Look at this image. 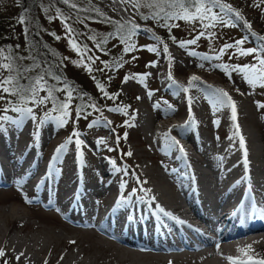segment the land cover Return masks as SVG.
I'll use <instances>...</instances> for the list:
<instances>
[{
  "label": "rangeland",
  "instance_id": "374dc122",
  "mask_svg": "<svg viewBox=\"0 0 264 264\" xmlns=\"http://www.w3.org/2000/svg\"><path fill=\"white\" fill-rule=\"evenodd\" d=\"M119 1L123 9L117 8L111 0H0V171L8 173V158L16 160L19 156L23 140H18L26 130L31 135L36 134L35 137L41 136L39 149L30 151L31 157H28L33 159L38 154L36 170L22 180L13 172L8 174L10 181H21L26 192L14 186V182L10 187L0 186V211L15 212L8 219L14 220L13 223L7 227L0 218V231L8 239V243L0 246V264H47L31 263L25 257L19 260L14 251L16 242L13 240L22 248L37 229L41 233L59 234L64 240L56 247L57 253L44 248L45 254L51 251L53 264L63 263L65 251L69 252V259H74L78 253L77 264H123L118 258L124 253L114 247L118 243L111 239L108 243L99 240L95 228L82 229L67 223L53 208L40 204L38 198L59 204L63 200L60 196L62 186V191L82 202L87 188H91L102 194L100 199L86 194L93 199L94 208L90 212L94 214L104 206L103 199L113 198L117 184L120 192L116 196L133 205L138 197L136 170L150 169L161 175L171 167L178 168L181 161L173 164L177 151L168 150L169 158L167 151L148 143L152 138L165 143L171 135L180 141L176 144L180 145V152L186 150L191 157L200 159L201 164L205 163L201 159L202 152L198 146L195 148L187 143L185 137L200 144L226 145L228 149L231 146L225 154L230 158L221 167L208 166V163L206 167L196 165L206 172H212L214 166L224 173L228 170L229 175L223 177V183L230 181L232 173L240 171L234 164L245 157L247 147H241V153L233 147L241 137L250 138L252 147L263 146L264 107L260 105H264V87L250 85L239 69L253 65L259 68V61L264 59V39H261L264 37V0H219L220 4L229 5L231 11L213 8L206 14L196 12L193 0H185L191 19L184 18V10L178 5L177 8L170 6L174 0ZM121 9L144 30L126 23ZM212 15L217 16L215 21ZM35 34L40 44L39 52L44 46L49 50L48 59L35 62L36 73L40 75L31 81L23 108H16L20 103L15 102L14 87L23 81L19 70L34 59ZM237 41L242 43L237 44ZM253 49L255 51H250ZM242 52L247 54L242 55ZM52 59L57 61L53 65L56 71L62 72L58 77L46 67ZM9 79L11 83H4ZM4 88L9 91L5 92ZM34 88L35 95L31 91ZM220 93H227L234 102L235 120L232 104ZM219 99L224 103L220 104ZM41 100L43 103L39 102ZM64 104L68 105L66 109L62 108ZM81 104L86 106L87 112L78 114ZM170 115L172 124H186L166 130L171 124L163 123V119ZM5 135L17 136L19 145L4 148ZM27 139L24 140L27 142ZM77 139L82 142L79 149ZM100 141L102 143H98ZM62 145L66 147L58 153ZM72 155L75 159H70ZM40 162L49 168L47 177L43 187L28 193L33 185L31 178L38 173L43 176L44 167ZM101 164L111 172L109 177L115 185L109 184V188H102L100 184L102 181L96 170L102 168ZM28 165L29 160H26L22 170L26 171ZM37 166L41 170H37ZM77 169L87 177V188L82 194L80 182L70 179ZM250 169H253L251 165ZM39 180V177L34 178L35 182ZM148 181L152 183L153 179ZM239 191L240 188L234 192L238 194ZM227 201L232 202L233 196ZM85 230L90 235L83 236ZM67 240L76 241L67 244ZM35 247L32 244L31 248ZM72 263L68 260L66 264ZM132 263L127 259L125 264Z\"/></svg>",
  "mask_w": 264,
  "mask_h": 264
},
{
  "label": "bare ground",
  "instance_id": "6f19581e",
  "mask_svg": "<svg viewBox=\"0 0 264 264\" xmlns=\"http://www.w3.org/2000/svg\"><path fill=\"white\" fill-rule=\"evenodd\" d=\"M111 1L115 3L117 8H122L121 2L119 0H111ZM122 9L120 10V12L125 18V20L130 24L138 27L136 21H134L132 17L128 16L126 12ZM138 28L143 29L141 27ZM170 117L171 115L165 116V118L163 119V123L171 124L169 125V127H166V130H173L186 124V123L177 124V125L172 124ZM10 135H12V133ZM10 135L9 136L6 135L5 138L3 139L2 146L4 148L12 149L13 145L18 144L16 143L17 136L10 138ZM35 136L36 134L31 135L30 131L26 130L25 134L21 135V138H19L18 140V142H21L23 140L20 145L18 144L19 146H21V152L19 156L17 157L16 160L8 158L7 169H9V171L13 172L14 174H20L19 180L28 179L29 174H32V172L36 170L35 168L38 160L37 151H36L37 155L35 157H32L33 159H28V157H31L29 156V152L32 150H37L40 147L39 140H41V136L40 137H35ZM25 138H28L27 140L29 141L26 142V140H24ZM185 138H187L186 139L187 143H189L190 145L193 144L195 148L196 146H198L197 148L199 149L201 148L200 151L202 150L201 152L204 153V154L201 153L202 155L200 154L202 157L201 159L204 160L205 163L201 164L202 161L200 159L196 157L195 158L191 157L190 156L191 154L186 150L185 152L182 151L180 152L179 151L180 149L178 150V147H180V145L176 146L179 140L174 139L171 135L167 137L165 143H163L157 138L150 139L148 143L155 148L163 149L164 151L166 150L172 151V149L174 151H177L176 152L177 159L175 158L173 164L178 163L179 160L181 161L178 164V168L176 167L177 168L176 171H170V172L165 171L161 175L159 174L156 175V173H152L151 171H149L150 170L149 168H148L149 170H142V168L140 170H136L137 171L136 195L138 197L134 200L133 205L131 206L128 204L127 201L124 200V198L122 200L116 196L117 192H120V189L116 187L117 184L115 185L114 183L111 182V179L109 177L111 175V172L103 169V164H101L100 166H102V168L96 170L97 172H99L98 178L102 181V183L100 182L99 183L102 185V188H109L110 187L109 184H111V186L112 184H114L115 195L112 196L113 198H109L108 200L103 199L104 206L102 207L103 209L100 212V217L96 219L97 221L95 220L94 223H91L89 219V221H87L89 222V224L88 225L82 224L84 226L81 227L87 229H90V227H92L97 229V232L95 233L98 235L99 240L106 241L108 243L109 242L108 239H111L114 242L118 243V245H115L114 247L116 250H119L124 253L123 257L118 258V260L123 264L127 262V259L132 260L133 261L132 264H143V262L141 261L148 262L149 264H260L261 261H264V225L255 229L253 233H248L241 237H236V239L241 238L240 241H236L235 239L221 236L219 227L225 222H227L230 211L234 209L236 206V204H232L230 208L227 209L224 206L223 202L227 201L229 196L234 197V194L236 196L237 195L236 192L238 191L239 186H244L245 183L247 184L252 183L251 187L255 192L256 198L261 202V206L257 207V211L262 217H264V143L263 146L259 147L258 145L252 147V140L250 138L245 139L244 143L245 146L247 147L246 148L247 158L245 157L244 158L246 160L248 159L246 165L249 167V172L247 171L246 173L245 172L243 173L242 170L240 169L239 172L232 173L230 181L228 182L226 181L223 183V177H228L229 175V173L226 172L228 170L224 168L226 170L224 173L223 170L221 171L219 170V168L215 169L214 166V168H212V172L206 173L196 165L201 164L200 167L202 166L206 167L207 163L208 166L216 165L218 167V165L220 166L222 163L224 165L230 158L228 157V155L225 154H228L230 148L232 147L230 146L228 149L226 145L215 146V145H210L209 143L206 142H202L200 144V143H195V140L194 141L190 140L189 139L190 137H185ZM234 146L235 147L233 148L236 149V152L238 153L243 152L241 150L240 142L237 145L235 144ZM248 147H250V149H248ZM226 148L228 150H226ZM207 153H209V155L206 156L205 154ZM72 156L73 157L70 159H75V156L74 155ZM220 156H222V158ZM242 156L243 153L241 154L240 157ZM204 157L206 158V160ZM26 160H29V165L27 167V170L25 171L22 170V168ZM231 160L232 159H230V161ZM43 165L44 164H42L41 166L44 167L43 169L44 171L42 172L43 176L41 175V173H38L31 178L32 180L31 183H33V185L29 190L27 189L28 193L33 192L36 189V186L38 187L40 184H43L44 180L46 179L47 177L46 174H48L49 168ZM250 165L253 167V169H250ZM235 166L236 167L238 166L239 168L240 166H244L243 160L240 158L238 162L234 164V167ZM41 167L37 166V170H41ZM9 171L8 173L5 172L3 173L2 171H0V180H1L0 186L2 185L4 186V183L5 185H9L10 182H14V186L17 185L16 187L26 192L25 189H23V183L21 181L17 179H12V181H10L11 176H8ZM198 175H201V184L204 183V188L201 185L195 183L196 176ZM35 177L40 178L39 182L34 181ZM151 178L153 179L152 183L148 181V180L151 181ZM70 179H72L71 182H73V179L74 182L77 181L80 182L79 183V187H81L80 194L83 193V190H86L87 177L84 176L82 173H80L79 169H77V172H74V174H71ZM170 182L174 183L173 185L177 186L178 188L177 191H173V190L170 191L167 189V186ZM182 187H184L185 189L186 188L191 189L189 194L195 192L194 196L197 199L198 203L202 202L203 199H206L207 204L209 206H215V208L206 207L208 211L207 210L204 211L206 214H210L209 220L211 222V225L209 226V229H210V233L212 234V238L200 237V242L201 244H203L204 247H208V249L206 251L199 252V248H197L196 246L195 247L193 246L191 249L188 248L184 253L186 254L190 253L192 254V256L187 258H183L182 255L179 253V251L166 250L165 249L166 243L163 242V239L159 242V244H149L145 241V239L148 237L147 232H150L153 228L156 229V231H154L156 237H160L159 233L162 236L166 237V233L163 229V226H166L164 225V223L174 227L175 222L178 221L179 229L180 226H183L188 230L193 229V224L187 221L188 219L191 220V218H189L190 215L188 214L186 209L183 210L184 208L182 204L187 200H185L183 197ZM62 188L63 187L61 186L60 196L63 198V201L66 202L64 200L66 198V193L62 191ZM90 190L93 191L91 188L90 189L87 188L86 191H90ZM45 193H47V191H45ZM93 195L95 198L96 197L98 199L102 198V194L100 192L93 191ZM181 198H183V200H181ZM234 198L236 199L238 198V196ZM91 203L88 206L89 211L94 208V206ZM46 204L47 202L45 203V205ZM48 207L53 208L52 201L48 202ZM115 207H117L118 209L116 210ZM126 208L129 209V213L119 212L117 217L116 216L113 217V224H109L105 219V217L102 216L101 214L103 213V211L113 212V210L115 209L114 211L118 212L121 209H126ZM55 209L60 210L61 203L57 204L55 206ZM211 209L213 210V212L209 213ZM97 212H99V210H96L94 214H97ZM14 214L15 212L12 210H8V211L6 210L5 213L0 211V218L4 221L5 227H7L8 224H10V222L13 223L14 220H8V219L12 218ZM121 214H126V216H122ZM73 223L75 225V223L77 222H72V221L69 222V224L71 225H73ZM141 226H144L147 229V232L145 231V229L138 228ZM165 230L166 232H168L169 230L168 227L165 228ZM176 233L178 234L179 230H176ZM86 234L87 232L84 233L83 236H86ZM0 235H1L0 246L5 245L6 242L8 243V239H6L7 235L3 234V232L1 231H0ZM234 240L236 242H233ZM13 241L16 242L15 244L13 243L14 246H16L14 247V251L15 250L17 251L19 260L25 257V259H30L31 263L41 262V263L53 264L52 263L53 261L50 257L51 251L53 253L56 251L55 253H57L56 247H58L60 243H62L64 240L59 234H51L47 232L41 233V231L37 229V233L32 235L31 239L28 238L24 246L22 245V248L17 246L18 243L17 241L15 240ZM70 241L74 243L76 240H70ZM177 242H181L180 238L177 239ZM32 244L34 245V247L36 246L34 249L31 248ZM171 246L172 248H176V244L174 243H171ZM44 248L47 249L51 248L52 250L49 253L45 254L46 249ZM8 255L9 257L12 256L10 250ZM211 256L214 258H209L206 260L204 259V261L202 260L203 258H208ZM57 257L58 256L56 255L55 259ZM218 257L221 259H219ZM229 257H231L232 260H229L228 259ZM79 259L80 258L78 257V253H77L74 259H69V262H73L72 264H77V262H79ZM83 264H88V263L84 262Z\"/></svg>",
  "mask_w": 264,
  "mask_h": 264
},
{
  "label": "snow or ice",
  "instance_id": "6c2138e0",
  "mask_svg": "<svg viewBox=\"0 0 264 264\" xmlns=\"http://www.w3.org/2000/svg\"><path fill=\"white\" fill-rule=\"evenodd\" d=\"M65 2H67V0H65ZM193 3L196 6V12L197 13H200V12H203V13H211L212 12V9L213 8H222V9H228V11H231V7L229 5H223V4H220L219 3V0H207V2H205V0H193ZM179 6L181 9L184 10V18L185 19H191L192 16L189 14V9L188 7L186 6V3H185V0H174L173 3L170 4V6L172 7H175V6ZM237 15V18H239V13L236 14ZM201 18H204L203 16ZM211 19L213 21H215L217 19V16L215 15H212ZM261 39H264V37H261ZM191 43H195V41H191ZM242 43V41H237V44H240ZM183 46V45H181ZM228 47H231V45H228ZM151 51H155V49H150ZM165 51H167V49L165 48ZM250 51H255L254 49L253 50H250ZM242 55L243 54H247V53H244L242 52L241 53ZM194 55V53H193ZM259 64H260V67H256L255 65L251 66V67H246V68H243V69H239V71H242L245 75V79L247 80V82L250 84V85H257L259 84L261 87H264V59H261L259 61ZM3 67L5 68H8L9 65H3ZM193 80H196L197 78L196 77H193L192 78ZM4 83H11V79L5 81ZM37 83L39 84V81H37ZM5 92H8L9 89L8 88H4L3 89ZM33 95H35L36 93V89H32L31 90ZM49 95L51 96V93H49ZM220 96L221 97H227L228 99V102L232 104V118L233 120L236 119V109H235V104L234 102L231 101V97L228 96L227 93H220ZM69 97H70V94H69ZM40 103H43V101H39ZM219 103L220 104H223L224 103V100L223 99H219ZM68 107L67 104H64L62 105V108L66 109ZM260 107H264V105H260ZM18 110V109H17ZM28 113H31V109H28L27 110ZM115 111H120V109H115ZM65 115H67V113L65 112ZM34 118V117H33ZM3 119H6V118H3ZM61 124L64 123V121L61 119L60 121ZM237 129H238V125H237ZM73 135L75 136H79V133H73ZM69 142H71V139L69 140ZM81 141L79 139L76 140V145H77V148L79 149L80 145H81ZM98 143H102V141L98 142ZM240 143H241V147L242 148H245V143H244V139L243 137L240 138ZM66 146L65 145H62L60 148L57 149V152L60 153L61 151H63V149L65 148ZM81 157H82V153L79 154ZM245 158L247 157V150L245 148ZM82 162V161H81ZM245 163H247V160L245 159ZM229 260H232L231 257L228 258ZM260 264H264V261H261Z\"/></svg>",
  "mask_w": 264,
  "mask_h": 264
},
{
  "label": "trees",
  "instance_id": "16d2710c",
  "mask_svg": "<svg viewBox=\"0 0 264 264\" xmlns=\"http://www.w3.org/2000/svg\"><path fill=\"white\" fill-rule=\"evenodd\" d=\"M205 2H207V0H205ZM175 8H177V7L175 6ZM19 15H21V12L19 13ZM157 19H155V20H157ZM33 44H34V49H35L34 59L30 60L27 63V65H25L22 69L19 70L20 73H21L20 80H23V81L19 85L15 84V87H14V89H15V95H14L15 102L20 103V104L16 105V108H18V106H21L23 108V105L25 104V97L27 96V94H28V92L30 90V87H31V85H30L31 81L33 80V78H36L37 76L40 75L38 72L36 73V67L37 66L35 65V62L38 63L44 58L48 59V56H47L46 53H49V50L45 46L43 47L42 52L41 53L39 52L40 44H39V41L37 40L36 34L34 35ZM3 48H6V45H4ZM43 52H45V53L43 54ZM55 61L56 60L52 59L51 63H47L46 67L50 68V70L52 69L51 70L52 74H54L55 76L58 77V76H60L59 73H62V72H57L56 71V68L53 66L55 64ZM19 71H18V75H20ZM10 77H11V75H10ZM18 78H19V76H18ZM71 85L75 86V84H73V83H71ZM97 102H98L97 103L98 107H100L99 101H97ZM86 109H87L86 106L84 104H81L78 107V110H79L78 114L86 113L87 112Z\"/></svg>",
  "mask_w": 264,
  "mask_h": 264
}]
</instances>
